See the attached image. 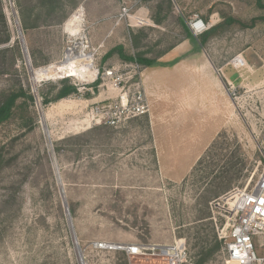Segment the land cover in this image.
I'll use <instances>...</instances> for the list:
<instances>
[{
    "label": "rangeland",
    "instance_id": "374dc122",
    "mask_svg": "<svg viewBox=\"0 0 264 264\" xmlns=\"http://www.w3.org/2000/svg\"><path fill=\"white\" fill-rule=\"evenodd\" d=\"M11 3L33 72H48L82 42L92 56L89 73L33 74L84 264H167L151 252L128 258L93 244L180 247L178 241L190 264H228L219 239L226 206L264 166V22L229 25L202 47L178 20L250 24L264 9L256 0H2L0 39L7 32L10 40L0 45V103L20 89L33 97ZM140 5L160 26L137 17L133 31L127 28ZM124 7L128 14L114 21L124 54L177 59V75L162 76L163 91L147 114H122L111 125L114 106L131 102L136 87L143 91L145 74V66L117 55L104 59L115 41L94 23L120 17ZM81 8V31L71 34L66 23L81 20ZM63 79L78 95L43 105ZM37 110L34 98H21L0 125V264H79Z\"/></svg>",
    "mask_w": 264,
    "mask_h": 264
},
{
    "label": "built area",
    "instance_id": "2783aa9c",
    "mask_svg": "<svg viewBox=\"0 0 264 264\" xmlns=\"http://www.w3.org/2000/svg\"><path fill=\"white\" fill-rule=\"evenodd\" d=\"M129 10L130 8L124 7L120 17L128 14ZM186 25L195 38L211 28L198 15H193ZM112 75L113 73H110L109 76ZM116 81L120 82V76L116 77ZM120 101V105L114 106L112 116L108 117L111 125H115L116 118L122 114H126L128 118H134L145 115L149 111L145 94L140 87H136L131 102L128 100L123 102L124 99ZM229 201L225 210L224 235L219 238L224 240L223 252L226 262L228 264H264V256L256 254V250H264V166L254 185L250 189L246 187L236 190L231 194ZM178 242L180 247L177 243L169 247L94 243L93 247L96 250L123 253L128 258L151 252L152 256L164 259L167 264H190L184 243Z\"/></svg>",
    "mask_w": 264,
    "mask_h": 264
},
{
    "label": "trees",
    "instance_id": "16d2710c",
    "mask_svg": "<svg viewBox=\"0 0 264 264\" xmlns=\"http://www.w3.org/2000/svg\"><path fill=\"white\" fill-rule=\"evenodd\" d=\"M256 5L259 9H264V4L262 3V0H256ZM53 13H48L47 17ZM0 15L3 17L2 0H0ZM154 21L157 22L156 19ZM178 21L181 24V27H182L186 37L190 38L192 35L189 32L187 25H185L184 20L180 18ZM257 21L264 22V17L254 18L250 21V24H244L242 22L234 20L233 18L224 19L222 24L221 23L217 24V25L211 27L204 34L198 36L197 41H198L200 46L204 47L205 44L207 43V41L209 40V38L212 35H214L220 29H223V28H225L229 25L235 24V23L241 27H244V28H252L255 26ZM23 29H27V27L24 24H23ZM9 40H10V37H9L8 33L6 32V37L2 40L0 39V45L7 44L9 42ZM3 52L4 51H0V54H2ZM113 55H117L119 57V59H121L123 61L135 62L136 64H139V65H142L145 67H148L153 63V60L145 59L141 55H137L135 57L126 56L124 54V49L122 46H116V47L112 48L111 50H109L105 54L104 59H108L109 57H111ZM98 82H99V80L97 79L96 82L92 85V87H93V89H95V91L97 89ZM59 84L60 85L57 89L56 96L51 100L44 99L43 105L48 104V103H52V102H57L59 100L78 95V88L74 84H71L68 79L61 80V82ZM86 95L88 96V94H86ZM24 97H26L30 102H33V97L31 95L25 94V92L22 89H20L16 92H11L10 94H8L7 96L4 97L3 101L0 103V125L5 123L11 117L12 110L14 109L16 102L19 99L24 98ZM56 151H58V150L56 149ZM204 262H205V258H200L195 264H204Z\"/></svg>",
    "mask_w": 264,
    "mask_h": 264
},
{
    "label": "crops",
    "instance_id": "0c3cea01",
    "mask_svg": "<svg viewBox=\"0 0 264 264\" xmlns=\"http://www.w3.org/2000/svg\"><path fill=\"white\" fill-rule=\"evenodd\" d=\"M81 10H82V18H83V9L81 8ZM85 15L86 14H84V16ZM137 17L145 18L146 21L151 22L153 24L152 27L160 26L157 22L154 21L156 18L151 16V13L147 12L145 5H140L137 11L134 12L128 20L130 24L127 26V28L130 29L131 31H133L136 25V22H138L137 20H139ZM104 19L105 20L102 22L98 21L97 24L94 23L95 28L104 33V38H106V41H107V37H110L111 41H115V44L111 48L120 46L121 43L118 41V38H116V33H114L115 31L114 21L117 25H119V21L122 20L121 17H119V14H118V15H110ZM86 20L88 21L89 24H92L93 22L88 17L86 18ZM108 26L110 28L107 31L108 33H106V27ZM128 41H129V38H128ZM176 49H177V45L174 46L171 49V51H176ZM168 66H171L170 71L166 69ZM144 70H145L144 71L145 74L142 79L143 91L147 99L148 105L152 104V107H153V102L156 99V95L163 91L162 90L163 87L161 84L162 76L168 73L177 75V59L158 58L155 61H153V63L150 66L145 67Z\"/></svg>",
    "mask_w": 264,
    "mask_h": 264
},
{
    "label": "water",
    "instance_id": "95a60500",
    "mask_svg": "<svg viewBox=\"0 0 264 264\" xmlns=\"http://www.w3.org/2000/svg\"><path fill=\"white\" fill-rule=\"evenodd\" d=\"M11 10H12V15H13L15 28H16V31H17V40L19 42L21 53L23 55V59H24V62H25V65H26V68H27V71H28V75H29V78H30V82H31V85H32L33 98H34V101H35V104H36V108H40V111H38V110L37 111H38V114H39L42 130H43V133H44L46 141H47L49 158L51 160V163H52V166H53V169H54V172H55L56 182H57V185L59 186V192H60V197H61V201H62L64 217H65V220H66L69 232H70V236H71V240H72V243L74 245V248H75V252L77 251V253L79 254V258H80L82 264H84L83 263V258H82V255H81V252H80V249H79V245L77 243L76 235H75V232H74L71 215H70V212H69V209H68V206H67V202H66L64 193H63L62 183H61V179L59 177L58 167H57L55 155H54V152H53L51 140H50V137H49V133H48V130H47L45 117H44V114H43V111H42L41 102L39 100L37 89H36L35 85L33 86V84H32V82H33V70L31 68V62H30V59H29V54L27 52V47L25 45L23 32H22V29H21L17 14H16V12L13 9L12 3H11ZM66 51H68V50H66ZM63 60H64V58H63Z\"/></svg>",
    "mask_w": 264,
    "mask_h": 264
},
{
    "label": "bare ground",
    "instance_id": "6f19581e",
    "mask_svg": "<svg viewBox=\"0 0 264 264\" xmlns=\"http://www.w3.org/2000/svg\"><path fill=\"white\" fill-rule=\"evenodd\" d=\"M78 12H80V11L77 10L76 13L73 15V17L77 16L80 19V16L77 15ZM80 15L82 17V14H80ZM82 22H83V18L81 20H73L71 18L70 21H68L66 23V25H67L66 30L68 32H70L71 34H74L78 31H81ZM76 48H77V46H75L73 48H69L70 50L66 51V53L63 57L64 60L60 64L55 65L48 72H47V70L44 71L42 69V70H39L37 73H36V71L33 72V74L35 75V73H36L37 79H39V78L45 79L46 77H51V78L57 77L62 73H71L74 75V74H76L77 70L80 68L85 70L86 73L91 72L92 56H90V54L89 55L85 54V52H84L85 47L83 45L80 46L78 52H75ZM32 84H33V82H32ZM39 111H40V108H39ZM76 255H77V260H78L79 264L80 263L82 264L77 251H76Z\"/></svg>",
    "mask_w": 264,
    "mask_h": 264
}]
</instances>
